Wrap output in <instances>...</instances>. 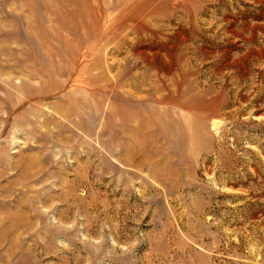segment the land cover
<instances>
[{
    "label": "rangeland",
    "instance_id": "rangeland-1",
    "mask_svg": "<svg viewBox=\"0 0 264 264\" xmlns=\"http://www.w3.org/2000/svg\"><path fill=\"white\" fill-rule=\"evenodd\" d=\"M179 2L137 42L130 29L95 41L67 24L53 37L46 17L60 21V0H0V56L21 62L2 73L20 85L36 70L22 64L59 49L63 74L42 87L65 84L0 136V199L27 188L33 206L0 207L32 229L0 234V264H264V0ZM69 73L94 90L70 92ZM161 85L216 101L197 116L205 142L192 112L155 101Z\"/></svg>",
    "mask_w": 264,
    "mask_h": 264
},
{
    "label": "bare ground",
    "instance_id": "bare-ground-1",
    "mask_svg": "<svg viewBox=\"0 0 264 264\" xmlns=\"http://www.w3.org/2000/svg\"><path fill=\"white\" fill-rule=\"evenodd\" d=\"M25 1H27V0H25ZM188 1H190V0H185L186 3H188ZM185 4L182 2V8L190 10L189 5H185ZM25 5L26 4H24V6ZM177 5L178 6L180 5L179 0H173V1H171V0H60V21L54 12L53 13L49 12L46 19L48 20L49 23L50 22L52 23L51 29L53 30L52 33H54L53 37H55L56 33L57 34L60 33V32L58 33V30H60V27L62 29H65V24H67L68 26H70V29H72L70 35L76 34L80 29H84L87 31L91 30L92 31V32H90L91 37H94L95 41H97L99 38H101L100 34H102V33H103L104 38H106V40L108 38H110L111 35L114 36L115 39L116 38H119V39L123 38L120 35H118L117 32L118 33L120 31L126 32L127 31L126 29H130L131 31H134L137 34V37L134 39L137 42H141L142 40H145L146 38H155L156 37V29L157 28H156L155 23L157 21H166V20L169 21L170 15H172V12H171V14H169L168 10L170 7H173L176 10V7H178ZM179 7L181 8V6H179ZM44 9L45 8L43 7V10ZM61 21H63V22L60 23ZM53 23H55V24L53 25ZM28 26H29V23H28L27 27ZM54 26L57 28H55ZM66 36H67V38H64L62 35H60V36L56 35L57 38L60 37L59 38L60 41H63L64 39L67 40L69 38V36L68 35H66ZM55 40H58V39H55ZM53 46L56 47V45H53ZM58 52H59V49H56L55 52L52 53V54H55V56L49 58V61L43 62V61H40L38 59L37 62H32L31 65H29L28 63L22 64L21 65L22 67L21 66L20 67H21V69L24 68L25 72L28 71L29 69L31 70L33 68H36V70L34 73H30V72L24 73L21 70L22 71V73L20 72L21 75H24L25 77H27L28 80L21 78V75L17 76L18 78H21L20 85L14 84V82H13L14 79L12 78V75H11L12 71L11 72L9 71V73L7 72L5 74L2 73L3 71H5L4 70L5 68L10 69V68H13L14 64H21L20 60L19 59H9V58L6 59V58H3L2 56H0V136L3 135V132L6 130L9 120L13 116L20 117L21 113L27 112L29 109L32 110V114L35 115L34 114L35 112L41 111L43 101L47 97L48 94L52 93V89H58L60 91L65 89V84L55 86V84L53 85V83H52V84H50V86L46 85L50 89H48L46 87H45L46 89L45 88L43 89V87H42V83H46V84L48 83L49 84V82H48L49 80L51 81L53 78H56L55 76H57L59 74L60 75L63 74L62 69L60 67L61 59H60V55L58 54ZM138 53H139L140 57H146L148 55V53L146 51H142V52L139 51ZM155 54H159V53H155ZM183 57H184V55H183ZM32 60L34 61L35 59H32ZM178 60H179V58H178ZM183 62H184V60H183ZM178 64H180V63H178ZM14 67H16V66H14ZM171 70H169L168 73H170ZM68 72L71 73V72H73V70H71V71L68 70ZM70 73L68 74L69 76L67 78L68 81L73 82V84H72L73 89H71L70 92H75L77 89H81V88H84L85 90L86 89L94 90V88H93L94 87V78L92 79V77H91V79H87V80L82 78V77L72 78L70 76ZM181 73L183 74L185 72L181 71ZM2 75H6L7 78L1 79ZM44 77L47 78L46 82H43ZM180 77H181V74H180ZM32 78L40 79L38 82V84H39L38 88L34 85L35 83L32 82ZM186 78H184V80H186ZM180 79H182V78H180ZM184 80H183V82H184ZM180 81H182V80H180ZM183 82L181 84H183ZM179 87H181L180 84H179ZM168 88H170V87H168ZM175 88H176V86H175ZM180 92H181V90H180ZM187 93H184V94H187ZM157 94H158V96L156 95L157 97H156V99L155 98L154 99L158 104L179 106L182 109L188 110L190 113L192 112L193 113V115L191 114L192 118L193 119L195 118V120H196V122H195L196 129L194 131L195 135L193 138L197 139L199 141L205 142V140L202 136V133H201L200 126L198 125V117L202 116V113L205 112L204 109H206V110H208L209 108L214 109L217 106L216 101L214 99H212L210 101L196 102L195 97L190 96V95L186 96V98L184 100H182V99L177 98L175 96L172 89H167L165 91V87L163 85H161L158 88ZM14 100H16V103H14ZM138 101L140 102L141 100H138ZM108 109H110V108H108ZM17 110H19V111H17ZM212 111L213 110H209V111H207V113H210L213 116L211 118L213 120L212 125H213L214 129H218V128H220V124L222 123V121H221V119H218L217 115ZM106 113H108V112H106ZM106 116L108 118V115H106ZM110 116H111V114H110ZM187 118H189V117H187ZM26 120L27 121H25L24 125H30L31 131L28 132L27 129H24V130L29 134H33V131L35 129L33 127V124L38 120L36 119L35 121H33L31 119H28V118ZM135 120H137V119H135ZM140 121H142V120L140 119ZM37 133H38V131H37ZM219 157H220V155H219ZM1 159H3V155H2V152L0 149V161H1ZM131 159H134V157L132 158V155H127L126 161L129 162V160H131ZM229 160L230 159H226V160L224 159V163H230ZM208 163H207V159H206L205 160V167H206L207 172L209 173V170L211 169V167L208 165ZM39 179H41V178H39ZM28 192H29V190L27 188L26 189L23 188L17 194V198L11 199L13 201L0 199V207L4 208L6 206H11L15 210H18L20 212H24V211L27 212L29 210L31 211V208L33 207V206H31L32 203L30 202L31 204H29L23 199V197H25V195ZM36 211H37L36 213H38V210H36ZM30 223L31 222L27 221V217L23 216V214H21V213H20V215H16V214L11 213V212H8L6 214H5V212H1L0 213V234H5V235L8 234L9 235V233H13V234L17 235L18 232H20V234H22V233L27 234L28 231L32 230L30 228L31 227ZM35 223L37 224L38 222L36 221ZM37 225H36V227H37ZM34 227H35V225H34Z\"/></svg>",
    "mask_w": 264,
    "mask_h": 264
}]
</instances>
